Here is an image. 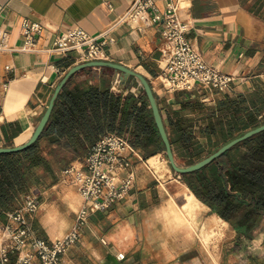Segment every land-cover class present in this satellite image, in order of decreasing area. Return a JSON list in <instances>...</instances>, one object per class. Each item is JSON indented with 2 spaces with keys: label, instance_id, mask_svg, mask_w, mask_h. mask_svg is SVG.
<instances>
[{
  "label": "crops",
  "instance_id": "crops-1",
  "mask_svg": "<svg viewBox=\"0 0 264 264\" xmlns=\"http://www.w3.org/2000/svg\"><path fill=\"white\" fill-rule=\"evenodd\" d=\"M133 1L0 0V26L10 30L12 48L0 53V147L22 144L32 136L58 83L71 67L84 62L79 50L67 55L48 51L57 36L75 26L98 34L111 27ZM175 1L181 5L180 17L191 23L188 39L209 64L235 76L227 92L253 91L264 83V0ZM159 6L163 8L162 0ZM25 18L45 26L31 51L20 49ZM162 31V23L147 27L118 24L112 31L116 41L107 48L110 60L150 80L165 117L174 112L188 114L182 106L185 102L213 100L215 105L223 92L202 85L172 92L163 86L158 77L164 46ZM136 82L129 78L122 86L112 68L87 67L73 74L63 89L75 92L98 87L137 95ZM63 152L70 161L65 168L83 165L85 157L74 159L71 151ZM145 163L135 161L136 183L127 197L106 211L90 215L82 235L65 254L66 263L225 264L208 246L209 229L222 217L207 215L204 209L211 208L188 185L185 202L179 205L178 194L168 188L169 180L152 175ZM64 169L54 166L53 173L47 171L48 175L43 174L33 186L41 203L32 219L33 229L38 237L49 241L62 238L74 227L76 214L84 204L77 187L63 176ZM41 170L46 169L41 167L38 173ZM197 218L207 228L203 232L207 252L197 240L198 232L187 224H195ZM262 227L263 223L251 240L257 254L264 255ZM119 253L125 254L123 260L118 259ZM254 264H264V256L257 257Z\"/></svg>",
  "mask_w": 264,
  "mask_h": 264
},
{
  "label": "trees",
  "instance_id": "trees-1",
  "mask_svg": "<svg viewBox=\"0 0 264 264\" xmlns=\"http://www.w3.org/2000/svg\"><path fill=\"white\" fill-rule=\"evenodd\" d=\"M182 106L198 116L162 114L176 159L192 164L264 123V83L253 91L223 92L215 105L185 102ZM109 132L128 135L145 158L166 154L144 93L63 89L41 138L25 150L0 154V221L36 185L39 168L53 173L54 166L65 167L70 161L64 150L71 151L74 159L86 157ZM202 138L208 140V148ZM182 177L199 200L231 224L238 239H252L264 222V131Z\"/></svg>",
  "mask_w": 264,
  "mask_h": 264
},
{
  "label": "built area",
  "instance_id": "built-area-1",
  "mask_svg": "<svg viewBox=\"0 0 264 264\" xmlns=\"http://www.w3.org/2000/svg\"><path fill=\"white\" fill-rule=\"evenodd\" d=\"M159 1L134 0L111 27L98 34H91L80 26L70 28L57 36L48 51L67 55L79 50L84 62L110 60L107 48L116 41L112 35L115 26L128 23L147 27L162 23L164 46L158 77L168 91L192 90L198 85L220 92L231 90L235 76L209 64L188 39L191 23L180 17V3L162 0L164 6L160 8ZM2 9L0 4V12ZM44 27L39 21L25 18L20 49L34 50L37 35ZM9 39L10 30L0 26V53L12 49ZM136 160L144 158L130 137L109 132L92 146L83 165L66 167L63 176L77 187L84 204L77 212L74 227L53 241L38 237L33 229L32 219L41 207L38 195L33 191L23 194L18 207L7 212L5 221H0V264H67L64 256L82 235L90 215L108 210L133 189L137 178ZM124 258V253L118 254V259Z\"/></svg>",
  "mask_w": 264,
  "mask_h": 264
},
{
  "label": "water",
  "instance_id": "water-1",
  "mask_svg": "<svg viewBox=\"0 0 264 264\" xmlns=\"http://www.w3.org/2000/svg\"><path fill=\"white\" fill-rule=\"evenodd\" d=\"M87 67L112 68L116 72L117 78L120 82V85L122 86L127 83L129 78H134L135 80L138 81L139 86H138V89L136 90V94L144 93L147 96L156 126L158 128L160 137L165 146V152H166L167 159L171 167L175 170V172L180 175L185 174V173L194 172V171L204 168L206 165L210 164L212 161L222 156L225 152H227L229 149L233 148L240 142L247 140L251 138L252 136L264 131V123H263L257 127H254L246 131L242 135L237 136L236 138L230 140L229 142L223 144L216 151L212 152L211 154L204 157L203 159L195 163L189 164V165H180L177 162L176 154L174 152V149H173V146H172V143H171V140H170L167 128H166V124H165L164 117H163V114L160 108L159 100L156 96V93L152 87L150 80L144 74L122 63L111 61V60H92V61H86V62H82V63L74 65L64 75V77L61 79V81L56 86L54 93L49 101V104L44 114L42 115L39 123L37 124L32 136L26 142L22 144L0 147V154L1 153H15V152L25 150L38 141L41 138L51 118L56 101L61 91L66 86L67 82L69 81V79L71 78L73 74Z\"/></svg>",
  "mask_w": 264,
  "mask_h": 264
},
{
  "label": "rangeland",
  "instance_id": "rangeland-1",
  "mask_svg": "<svg viewBox=\"0 0 264 264\" xmlns=\"http://www.w3.org/2000/svg\"><path fill=\"white\" fill-rule=\"evenodd\" d=\"M136 83L137 87L135 88V92L139 86L138 81ZM212 101L213 100H194V102H201L206 104L207 106L213 105ZM172 102H174V100H172ZM178 107L179 105H176V108ZM168 110L175 111V109L173 108H169ZM185 112L195 117L198 116V114H194V112L192 113V111L189 109H187ZM202 143L206 146V148H208V140L206 138H202ZM142 156L144 158L142 163L144 161L146 162L145 168L152 175H155L162 180H169L168 182L170 185L168 186V188L170 189V192H175L176 194H178V203L179 205H182L187 197L188 189L186 188V185L188 184L184 181L182 175L176 173L175 170L171 167L166 154L164 152H159L149 158H145L144 152H142ZM154 156H157V158L155 160H152V157ZM177 162L180 165H189L187 164V162L182 160L177 159ZM64 168L65 167H63V169ZM40 172V176H43V174L48 175L47 170H41ZM30 191L37 193L33 189V187L28 192ZM204 210L207 211V215L210 214L213 216L214 214H216L210 211L208 208H205ZM218 221L219 222L216 221L213 228L209 229L211 237L209 239L210 243L208 245L211 246L212 251L216 253L215 256L217 260L222 261L225 264H254L257 257L262 258L264 256L261 253L257 254V251L251 239H238V237L236 236V231L233 229L230 223L226 224L220 219H218ZM187 224L191 226L194 230H196V232H198L196 235L197 240L201 248L206 249L207 252L208 246L204 243L203 240V232L207 229L205 225L203 223L200 224L198 218L195 224L192 222H187ZM261 230L264 231V222Z\"/></svg>",
  "mask_w": 264,
  "mask_h": 264
},
{
  "label": "bare ground",
  "instance_id": "bare-ground-1",
  "mask_svg": "<svg viewBox=\"0 0 264 264\" xmlns=\"http://www.w3.org/2000/svg\"><path fill=\"white\" fill-rule=\"evenodd\" d=\"M222 222L226 223V224H229V222H227L226 220L222 219V218H219Z\"/></svg>",
  "mask_w": 264,
  "mask_h": 264
}]
</instances>
